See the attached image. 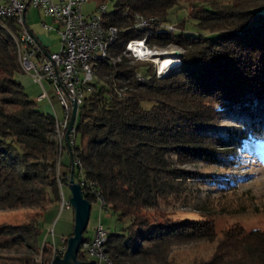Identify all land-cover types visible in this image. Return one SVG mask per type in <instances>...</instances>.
Instances as JSON below:
<instances>
[{"label":"trees","instance_id":"trees-1","mask_svg":"<svg viewBox=\"0 0 264 264\" xmlns=\"http://www.w3.org/2000/svg\"><path fill=\"white\" fill-rule=\"evenodd\" d=\"M138 16L148 21L139 24ZM105 17L119 28L109 52L120 59L94 63L70 143L74 179L90 203L97 200L92 182L106 210L129 220L107 232L104 253L112 264H174V240L210 239L216 231L209 220L172 219L163 205L189 180L219 187L230 181L177 163L228 166L246 139L264 137V0H114ZM18 27L13 18L0 19V208L33 212L0 224V264H48L72 232L60 251L40 245L39 216L60 202L71 162L62 158L65 142L54 138L56 115L39 108L15 76L22 69ZM142 37L182 46L179 65L157 76L152 65L128 64L126 42ZM77 258L88 260L82 245ZM192 264H264V230L230 228L209 259Z\"/></svg>","mask_w":264,"mask_h":264},{"label":"rangeland","instance_id":"rangeland-1","mask_svg":"<svg viewBox=\"0 0 264 264\" xmlns=\"http://www.w3.org/2000/svg\"><path fill=\"white\" fill-rule=\"evenodd\" d=\"M102 2L106 4L107 10L113 8L114 0H85L82 4L83 13L95 11L97 5ZM39 12L28 9L26 13L27 24L38 32L42 41L47 43L51 50H56L59 46L58 35L55 30L48 32L42 27L41 20L44 19V16L41 10ZM185 12L181 9L174 17H182ZM169 25L174 26L175 24L169 23ZM169 29L173 30L172 26ZM149 46L152 47V54H148L145 58H134L131 53L123 52L127 63L131 65L148 64L154 67L156 63H161L162 58L163 61H177L179 65L180 62L178 61L183 51L182 46L173 42L162 45L149 43ZM163 61L161 65H163ZM177 63L172 65L171 69L176 68ZM142 71L145 72V69L143 68ZM168 73L167 71L162 75ZM15 76L21 80L28 95L36 100L39 108L54 113L60 119L63 118L64 108L47 79H43V85L50 95L51 101L47 97L37 100L36 96L43 88L38 81L33 80L29 71L21 69ZM103 77L109 78L112 75L106 74ZM80 141V134L77 133L76 142L80 143ZM62 158H68L67 151L63 152ZM177 165L189 171L214 174L215 179H219L216 175L222 176L221 180H224L223 177H227L230 181L229 184L224 182V187H219L213 183L204 184L189 180L182 185L176 198L169 199L165 205L162 204L167 213L166 216L172 219L209 220L213 223L216 231L214 237L210 239L186 242L174 240L169 249V256L174 260V264H192L209 259L219 238L223 236L224 231L230 228H243L245 231L264 230V137L246 139L236 162L228 166L203 161H185L184 163H177ZM62 191L65 199L68 200L70 196L68 186L64 184ZM29 211L33 212L32 209L25 207L0 208V224L21 222L24 220L26 212ZM128 222L127 218L119 220L117 213L112 209L101 208L100 201L97 199L91 202L90 216L84 237L92 241L99 224L107 232H114L127 226ZM39 229L40 245L43 242L60 245L62 239L67 238L73 231L72 207L63 208L61 202L58 201L50 203L39 216ZM85 256L88 260L93 258L86 253ZM36 259L39 260V255H36ZM227 262H233V259H227Z\"/></svg>","mask_w":264,"mask_h":264},{"label":"built area","instance_id":"built-area-1","mask_svg":"<svg viewBox=\"0 0 264 264\" xmlns=\"http://www.w3.org/2000/svg\"><path fill=\"white\" fill-rule=\"evenodd\" d=\"M85 0H0V19L13 18L19 26L13 32L18 59L22 69L29 71L33 80L38 81L43 90L37 94V100L45 97L51 101L46 92L43 79H47L64 108L63 118L56 115L55 140L61 145L65 142L68 121L72 111V99L79 104L87 91L92 87L95 78L94 63L101 58L110 62L120 59L111 56L109 48L117 38L119 28L108 23L105 17L106 4L99 3L95 11L83 13L82 4ZM28 7L41 10L44 19L41 20L43 28L48 32L55 30L58 35V48L51 50L49 45L43 43L38 35L29 27L26 19ZM48 18V19H46ZM148 21L138 16L137 22L144 24ZM173 25H168V29ZM32 32V33H31ZM151 46L145 37L129 39L123 52L131 53L134 58H145L151 55ZM160 60V59H159ZM162 58L160 62L162 63ZM180 62V58L179 61ZM161 63L154 65L157 76L167 73L162 71ZM177 61H175V64ZM178 64V63H177ZM138 78H142L141 75ZM77 116V115H76ZM69 141H74V125L69 131ZM80 165V161L77 159ZM88 189L95 193L100 201L101 208H105L103 199L91 183ZM61 207L70 208V203L61 192ZM107 231L99 224L92 241L82 243L83 251L97 260L98 264H112L104 253V244Z\"/></svg>","mask_w":264,"mask_h":264},{"label":"water","instance_id":"water-1","mask_svg":"<svg viewBox=\"0 0 264 264\" xmlns=\"http://www.w3.org/2000/svg\"><path fill=\"white\" fill-rule=\"evenodd\" d=\"M32 33V32H31ZM77 115V103L72 99V111L68 121L66 135H65V145L69 151L70 162H71V172L69 174V179L67 186L70 190V196L68 202L73 209V231L72 235L67 238V244L62 253H57L52 256L48 264H98L97 260H79L77 258L78 251L83 241V233L86 229L89 216L91 203L83 195L81 184L74 179V161L72 158L71 144L69 141V131L74 125V121Z\"/></svg>","mask_w":264,"mask_h":264},{"label":"crops","instance_id":"crops-1","mask_svg":"<svg viewBox=\"0 0 264 264\" xmlns=\"http://www.w3.org/2000/svg\"><path fill=\"white\" fill-rule=\"evenodd\" d=\"M28 9H33V10H36L37 12H39V10L38 9H36V8H34V7H28L27 8V11H28ZM27 11H26V13H27ZM40 13V12H39ZM27 19V18H26ZM46 19H48V18H46ZM32 30H33V28H32ZM34 31V30H33ZM37 35H38V37L40 38V36H39V34H38V32H36V31H34ZM40 40L42 41V39L40 38ZM43 42V41H42ZM44 43V42H43ZM45 44H47V43H45ZM65 151H67V154H68V156H69V151L66 149ZM69 159H70V156H69ZM65 160H67V159H65ZM64 239V238H63ZM63 239H62V242H61V244L60 245H53L54 246V249H58L59 251L60 250H62V248H63V245H62V243H63Z\"/></svg>","mask_w":264,"mask_h":264},{"label":"bare ground","instance_id":"bare-ground-1","mask_svg":"<svg viewBox=\"0 0 264 264\" xmlns=\"http://www.w3.org/2000/svg\"><path fill=\"white\" fill-rule=\"evenodd\" d=\"M163 62H164L163 65H161L162 71H166L167 70L168 72H170L172 70L171 67H172V65L175 64V62L174 61H171V60H166V61H163Z\"/></svg>","mask_w":264,"mask_h":264}]
</instances>
